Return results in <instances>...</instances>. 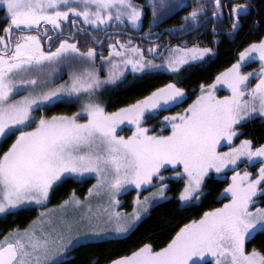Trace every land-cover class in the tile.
Returning <instances> with one entry per match:
<instances>
[{"label":"snow or ice","instance_id":"6c2138e0","mask_svg":"<svg viewBox=\"0 0 264 264\" xmlns=\"http://www.w3.org/2000/svg\"><path fill=\"white\" fill-rule=\"evenodd\" d=\"M187 7L186 0H0L7 20L0 34V143L14 137L0 150V214L26 205L41 209L27 227L0 240V264H68L74 249L121 238L159 203L172 201L177 209L199 204L213 177L228 181L214 197L218 206L181 224L162 246L142 243L111 259L96 254L88 264H264V244L248 247L264 236V200L258 199L264 196V141L242 131L257 118L264 122V35L211 82L194 87L191 103L169 112L187 99L181 74L215 52L203 40L180 36L211 21V43H217L224 19L234 33L250 11L248 3L193 0L181 23L153 31ZM146 15L148 27L141 31ZM108 29L119 34L108 36L113 42L105 55ZM133 33L139 42L121 39ZM78 35L90 39L86 49ZM252 62L258 67L244 71ZM65 68L67 78L57 83ZM129 73L134 80L128 86L160 74L171 78L109 111L103 93ZM58 103L78 107L48 115L45 109ZM160 112L168 114L148 123ZM123 127L130 131L120 134ZM90 178L83 198L73 189L44 207L65 181ZM172 178L180 185L174 194ZM133 187L131 210L124 211L119 197ZM94 198H101L95 210Z\"/></svg>","mask_w":264,"mask_h":264},{"label":"trees","instance_id":"16d2710c","mask_svg":"<svg viewBox=\"0 0 264 264\" xmlns=\"http://www.w3.org/2000/svg\"><path fill=\"white\" fill-rule=\"evenodd\" d=\"M135 3H144V0H134ZM188 7L180 11H177L175 15L160 24L158 28L153 29V31H159L163 28L171 27L173 24L181 23V17L185 12L191 9L193 0H186ZM146 13H150V9L145 8ZM210 15V13H209ZM0 34H3V27L7 24V20L3 18V13H0ZM149 16L144 17V25L141 31H144L148 27ZM225 19L218 25V30H228L226 27H222L221 24L225 23ZM241 27L236 34H217V43H211V21L206 27L197 29L196 32L182 38L181 40H203L205 44L213 47L215 52L211 59L206 60L203 64H194L185 69L181 74L185 78L182 80L181 86L187 91V99L184 100L182 105L188 104L197 94L193 91L194 87H198L201 81L211 82V78L219 71H222L225 67H228L237 58L238 52L246 46L248 42L253 39H257L260 35H264V0H253L252 7L248 15L241 17ZM68 29L66 28V31ZM112 30V29H108ZM123 31L130 32V28H124ZM197 33H202L197 35ZM113 38L116 35H112ZM100 37H98L99 39ZM77 39L81 41V48L86 49L91 43L87 36H77ZM121 39H128V37L121 36ZM134 42H139L133 39ZM113 42L108 39V36L104 40L103 51L107 54V44ZM162 42H168V35H163ZM175 39L171 40V43H177ZM147 41H144L145 47H147ZM95 46V45H93ZM99 59V57H97ZM68 69L63 70V75L59 77L57 83L61 80L67 78ZM101 75L104 72L101 71ZM171 77L167 74H160L152 76L150 79L138 80L131 86H128L129 81H133L134 77L129 73L125 78L124 82L115 88L106 89L103 93V98L106 102L108 110L112 111L117 107H120L126 103H131L135 99L139 98L141 95L147 94L153 87H159L161 84L166 83ZM23 95V93H20ZM78 107L77 103H58L50 108L45 109L48 115L54 113H67L76 111ZM175 108L169 109L173 111ZM166 112H160L158 117H153L148 120V123H153L154 120L165 115ZM157 125H159L157 123ZM242 131L245 136L254 138L256 140L264 141V122L259 118L248 122L242 126ZM10 137L8 140L0 143V150H3L11 142ZM243 138V137H242ZM242 167V166H240ZM252 170L254 168L250 167ZM94 182L93 179H87L83 182L77 183L73 180H67L54 191L51 192V198L49 205H57L60 201L68 196V194L75 189L76 194L83 197L84 193L87 191L88 187ZM227 179H216L215 177L209 178L205 184V188L208 190V194L204 197L203 201L192 207H185L182 209H177L176 204L172 201H167L159 203L158 205L151 207L149 214L146 215L136 227L130 231L129 234L123 236L119 239L105 240L103 242L91 243L78 247L70 252V259H68V264H88V261L93 255L99 254L101 256H106L108 259L115 258L119 255H124L135 247L140 246L142 243H152L154 246H162L175 230L187 220L193 217H198L204 210L209 207H216L218 203L214 199L216 194L222 189L227 183ZM171 191L173 194L175 190L180 186L179 183L175 181V178L170 179ZM258 199L264 200V196ZM223 203V201H219ZM37 215L35 208L20 209L12 212L6 213L0 218V239L10 230L15 228H23L30 223ZM264 244V236H257L256 239L249 242V246L261 247ZM74 257V259H71ZM100 264H104L103 260Z\"/></svg>","mask_w":264,"mask_h":264},{"label":"rangeland","instance_id":"374dc122","mask_svg":"<svg viewBox=\"0 0 264 264\" xmlns=\"http://www.w3.org/2000/svg\"><path fill=\"white\" fill-rule=\"evenodd\" d=\"M256 67H258V64L257 63H255V62H252V63H248L247 64V66L244 68V71H248V70H250V69H253V68H256ZM255 81L253 80L252 81V83H254ZM219 94L220 95H223V94H225L223 91H221V92H219ZM192 101V100H191ZM191 101L189 102V103H191ZM187 106V104L186 105H182V104H177L174 108V110L173 111H170V112H176V111H178V110H180V109H182L183 107H186ZM173 108V107H172ZM171 109V108H170ZM110 111V110H109ZM166 114H168V112H166L165 113V115ZM164 116V115H163ZM159 120V118L157 119V121ZM151 124V123H150ZM156 127L157 128H159V125H157L156 124ZM130 131V128H128V127H123L122 128V130H121V132H120V134H127L128 132ZM242 138V137H241ZM239 141L237 140V143H238ZM221 150H224V149H221ZM241 169H243V167H244V165L243 164H241ZM256 167H258V165H256ZM249 170L250 171H254V170H252L251 168H249ZM225 175V177H227V176H230L231 175V172H227V173H225L224 174ZM91 179H93L94 180V178H91ZM94 183V182H93ZM148 191H151V189H148ZM144 193H141V195H143ZM136 195V192H135V189H134V187L133 188H130L126 193H124V194H122L120 197H119V199L121 200V204H120V208H122L124 211H130L131 210V200H132V198L134 197ZM50 198H51V193H50ZM81 198H83V197H81ZM259 198V197H258ZM49 201H50V199H49ZM49 201L47 202V204H45L44 205V207L45 208H51L52 206H54V205H49ZM91 203L93 204V210H95V205L96 204H98V203H101V198H94L92 201H91ZM26 208H35L36 209V212H37V215H38V212L39 211H41V209L40 208H37L36 206H34V205H26V206H23V207H21V208H19V209H17V210H20V209H26ZM151 209V208H150ZM14 211H16V210H14ZM80 211H84V209H81ZM9 212H12V211H9ZM5 214H0V218L1 217H3ZM37 215H36V217H37ZM35 217V218H36ZM34 218V219H35ZM34 219H32L31 221H33ZM30 221V222H31ZM30 224V223H29ZM29 224H27L25 227H27ZM25 227H23V228H25ZM23 228H21V229H23ZM16 229V228H15ZM12 230H14V229H12ZM8 233V232H7ZM6 233V234H7ZM130 233V232H129ZM128 233V234H129ZM5 234V235H6ZM5 235L0 239V240H2V239H4V237H5ZM127 235V234H126ZM126 235H124V236H126ZM123 237V236H122ZM248 247L249 248H251L250 246H249V243H248ZM69 256H70V253H69Z\"/></svg>","mask_w":264,"mask_h":264},{"label":"flooded vegetation","instance_id":"af4514ba","mask_svg":"<svg viewBox=\"0 0 264 264\" xmlns=\"http://www.w3.org/2000/svg\"><path fill=\"white\" fill-rule=\"evenodd\" d=\"M252 1L253 0H232V2H236V3H248L250 7H252ZM224 14H225V17H227L228 15V9L225 8L224 9ZM225 23L221 24V26L224 28L226 27L227 29L229 28V21L227 19H225ZM1 21V19H0ZM197 31V30H196ZM122 32L124 33H127L128 31H123ZM237 32V31H236ZM236 32L234 33H229L228 30H218L217 31V34H221V33H224V34H236ZM194 33V32H193ZM119 33H114L113 30H108L107 33L103 34V42L104 40L106 39L107 36L109 35H118ZM202 33H200L201 35ZM164 35H168V33H164ZM190 35V34H189ZM79 36H83V35H79ZM122 36H125V37H128V38H132V39H136V37L139 36V33H133L131 37L127 36V35H122ZM186 36H180V39L184 38ZM176 40V39H175ZM43 41H44V47H45V50H48V44H47V40L46 38H43ZM56 43H58V40L56 41ZM52 47H55V44L52 45Z\"/></svg>","mask_w":264,"mask_h":264},{"label":"bare ground","instance_id":"6f19581e","mask_svg":"<svg viewBox=\"0 0 264 264\" xmlns=\"http://www.w3.org/2000/svg\"><path fill=\"white\" fill-rule=\"evenodd\" d=\"M166 33V32H165Z\"/></svg>","mask_w":264,"mask_h":264}]
</instances>
